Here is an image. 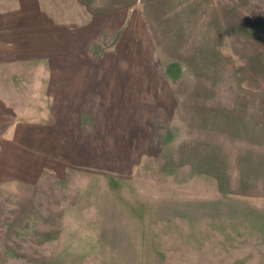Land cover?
Instances as JSON below:
<instances>
[{
	"label": "rangeland",
	"instance_id": "1",
	"mask_svg": "<svg viewBox=\"0 0 264 264\" xmlns=\"http://www.w3.org/2000/svg\"><path fill=\"white\" fill-rule=\"evenodd\" d=\"M95 1L130 8L138 32L153 26L159 59L177 63L184 91L219 94L242 143L233 135L230 157L204 139L187 155L173 145L133 165L0 183V264H264V0ZM206 117L194 116L203 131Z\"/></svg>",
	"mask_w": 264,
	"mask_h": 264
},
{
	"label": "crops",
	"instance_id": "2",
	"mask_svg": "<svg viewBox=\"0 0 264 264\" xmlns=\"http://www.w3.org/2000/svg\"><path fill=\"white\" fill-rule=\"evenodd\" d=\"M135 18L95 0H0V183L32 186L67 170L133 165L173 145L184 155L185 142L204 139L211 155L230 157L233 135L242 143L229 105L216 104L219 94L184 91L177 63L159 59L153 26L138 32ZM189 109L197 112L192 124ZM200 111L204 131L194 119ZM260 133L250 145L257 156Z\"/></svg>",
	"mask_w": 264,
	"mask_h": 264
}]
</instances>
